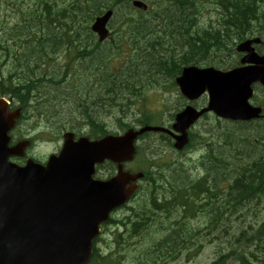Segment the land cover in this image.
<instances>
[{
	"label": "trees",
	"instance_id": "obj_1",
	"mask_svg": "<svg viewBox=\"0 0 264 264\" xmlns=\"http://www.w3.org/2000/svg\"><path fill=\"white\" fill-rule=\"evenodd\" d=\"M131 1L0 0V97L25 106L33 127L49 122L59 134L83 121L98 138L102 116L121 130L150 125L147 90L176 87L184 67L233 69L239 59L231 64L228 54L238 58L237 44L256 37L264 52V0H144L146 13ZM210 6L215 19L202 28ZM106 11L113 13V37L99 43L91 25ZM125 45L130 55L116 66ZM186 103L180 97L175 111ZM205 126L207 135L190 133L185 152L194 155H175L164 134L159 153L152 134L144 137L137 154L144 178L124 213L126 232L105 252L94 247L88 264L192 262L215 241L223 250L209 264H264V217L247 225L245 219L252 205L264 204V126Z\"/></svg>",
	"mask_w": 264,
	"mask_h": 264
},
{
	"label": "water",
	"instance_id": "obj_2",
	"mask_svg": "<svg viewBox=\"0 0 264 264\" xmlns=\"http://www.w3.org/2000/svg\"><path fill=\"white\" fill-rule=\"evenodd\" d=\"M133 4L147 9L141 1ZM112 14L99 17L92 26L101 42L109 36L107 25ZM239 51L256 58L246 62L263 67L226 73L190 67L177 79L181 92L190 101L197 100L206 90L209 93L208 108L198 111L188 106L177 115L174 130L180 136L164 128L145 127L95 142H74L68 133L62 152L51 157L46 167L32 161L19 167L9 161L12 156H23L29 142L13 149L8 147V132L19 112L10 113L0 100V264H87L99 225L132 196L137 189L133 183L143 177L124 172L123 163L133 159L134 142L145 132L167 133L176 140L175 148L182 150L189 142L187 129L206 111L232 120L258 118L261 109L249 103L250 85L255 81L264 85V57L260 58L246 44ZM106 160L118 164V175L107 182L94 181L95 166Z\"/></svg>",
	"mask_w": 264,
	"mask_h": 264
},
{
	"label": "rangeland",
	"instance_id": "obj_3",
	"mask_svg": "<svg viewBox=\"0 0 264 264\" xmlns=\"http://www.w3.org/2000/svg\"><path fill=\"white\" fill-rule=\"evenodd\" d=\"M211 7V8H210ZM209 8H207L206 10H203V16L201 17V22H199V24L202 26V28H205L208 26V21L214 20V13L212 12V6H210ZM120 28V27H119ZM118 28V29H119ZM209 28V27H207ZM117 29V32H119V30ZM127 54H123V57H126ZM235 61V59L233 60V62ZM232 63V61H231ZM208 67V66H207ZM148 92V95L146 97V103L147 107L151 108V110L153 111H164L165 113V122L167 121V119L169 118V114L174 113L175 108L177 107V104L179 103L178 101V97L179 94L177 90H154L151 89ZM259 95V94H258ZM176 100V101H175ZM162 102L164 103V105H162ZM261 102L264 105V98L261 97ZM168 123V122H166ZM202 125L200 129L202 130ZM155 138H157L158 136H154ZM56 148V144L49 142L48 140H42V141H38L35 149H34V155L39 156L41 158L46 157L50 152H52L53 150H55ZM248 150V149H247ZM132 169V168H131ZM253 210H250L248 212V214L246 215L245 219H246V225L248 223H254L259 217H264V204L259 205V206H255L252 205ZM247 211H244V213H246ZM235 226H239L240 224L244 227V225L241 223L240 220H235L234 222ZM231 237H229L230 239ZM217 241H215L213 244H207L204 249L202 250V252L198 255V257L192 261V262H180L178 264H209L210 262H212L216 256L218 255L220 250H223L222 247H220L219 245H217ZM224 246L227 245V243H223ZM103 246H101L102 248ZM219 247V248H218ZM172 264H176V263H172Z\"/></svg>",
	"mask_w": 264,
	"mask_h": 264
},
{
	"label": "flooded vegetation",
	"instance_id": "obj_4",
	"mask_svg": "<svg viewBox=\"0 0 264 264\" xmlns=\"http://www.w3.org/2000/svg\"><path fill=\"white\" fill-rule=\"evenodd\" d=\"M243 57L244 56H240V57H238V59H239V65H240V62H241V60L243 59ZM231 70V69H230ZM255 87H257V94H255L256 96H258V94L260 95V93H259V88H258V86H255ZM263 91H264V88H263ZM264 95V94H263ZM263 95H262V97H263ZM264 98V97H263ZM256 105H258V103H255ZM263 106V103L262 104H260V106H259V108H261L262 109V114H263V118H261V120H259V122L264 126V106ZM11 108V107H10ZM32 122H33V120L31 119V117H28V116H25V124L29 127V131L31 130V125H32ZM24 133H22L21 131H19L18 129H14L11 133H10V137H11V144H12V142L14 141V140H18L17 141V143L18 142H20V141H23V139H18L19 137H20V135L21 136H23L24 134H26V131L24 130L23 131ZM82 133H85V131H83ZM82 133H81V135L80 136H83L82 135ZM54 134H50L49 135V137L50 138H46L45 140H48L49 142H52V143H54V144H56V148H55V150H53L52 152H51V154H58V151H59V148L61 147V144L60 143H57L56 141H55V139L53 138L54 136H53ZM25 137V139L26 138H28L30 141L33 139L32 138V136L30 135V134H27V135H25L24 136ZM16 143V144H17ZM15 144H12L11 146H14ZM35 146L36 145V143H34L33 142V144L31 143V145L30 146ZM60 145V146H59ZM33 156H31L29 153H27L26 154V159H29V158H32ZM33 158H35V157H33ZM35 159H37V160H40V159H38V158H35ZM40 161H42V163L43 164H45L46 162L44 161V160H40Z\"/></svg>",
	"mask_w": 264,
	"mask_h": 264
},
{
	"label": "bare ground",
	"instance_id": "obj_5",
	"mask_svg": "<svg viewBox=\"0 0 264 264\" xmlns=\"http://www.w3.org/2000/svg\"><path fill=\"white\" fill-rule=\"evenodd\" d=\"M18 1V0H17ZM228 4V3H227ZM243 8V7H242ZM149 10V9H148ZM150 11V10H149ZM109 12H111V11H109ZM131 13V12H130ZM112 16H113V14H112ZM255 23V22H254ZM258 23V22H257ZM262 27V26H261ZM260 29V28H259ZM262 29V28H261ZM264 29V28H263ZM241 31V30H240ZM37 33V32H36ZM258 35V34H257ZM252 41H254V39H252V40H248V41H245V42H243V43H241V44H237V46L235 47L236 48V53L238 54V56L240 57V56H244L243 57V59L241 60V62H240V65L239 66H237V67H235V68H233V69H231V70H236V69H238L239 67H241L242 65H244V64H246L247 62V60H248V55H246L245 54V52H241V51H239V49H240V47L242 46V45H244V44H246V45H249V46H254V44H253V42ZM103 42H105V41H99V43H103ZM240 42H241V40H240ZM239 42V43H240ZM233 49V48H232ZM260 50V49H259ZM152 51V50H151ZM231 51V50H230ZM225 52V51H224ZM231 52H233V51H231ZM234 53V52H233ZM236 53H234V54H236ZM92 55V54H91ZM109 55V54H108ZM175 55V54H174ZM173 55V56H174ZM226 55V54H225ZM228 55H230V57H229V61L231 60L232 62H233V60L235 59L236 61H237V59L238 58H236L237 56H233V54L231 55V54H228ZM22 56V55H21ZM203 56V55H202ZM208 56V55H207ZM149 57V56H148ZM198 57V56H197ZM205 58V57H204ZM222 58L223 57H220L219 59H221L222 60ZM226 58V57H225ZM100 59H101V57H100ZM146 59V58H145ZM212 62V61H211ZM84 63V62H83ZM236 63V62H235ZM101 64V63H100ZM232 64V63H231ZM239 64V63H238ZM202 66V65H201ZM229 66V65H228ZM109 67V66H108ZM190 67H196V66H190ZM90 68V67H89ZM205 69H215V70H218V69H216L215 67H204ZM85 71V70H84ZM88 71V70H87ZM26 72V71H25ZM177 73V72H176ZM76 74V73H75ZM51 75V74H50ZM55 76V75H54ZM94 76V75H93ZM108 78V77H107ZM145 81V80H144ZM46 82V81H45ZM70 82V81H69ZM150 83V82H149ZM146 86V85H145ZM112 87V86H111ZM259 90V89H258ZM72 92V91H71ZM112 92V91H111ZM5 93V92H4ZM128 93V92H127ZM259 93H260V91H259ZM253 94L255 95V94H257V87H254V92H253ZM263 94H264V92H263ZM118 95V94H117ZM127 96V95H126ZM262 97V96H261ZM263 97H264V95H263ZM78 99V98H77ZM176 101V100H175ZM109 102V101H108ZM94 103V102H93ZM262 104V103H261ZM260 106V105H259ZM264 106V105H263ZM262 106V107H263ZM108 108V107H107ZM127 109V108H126ZM261 109V108H260ZM264 109V108H263ZM177 111V110H176ZM263 111H262V109H261V113H262ZM54 114V113H53ZM127 114V113H126ZM228 122V121H227ZM248 124V123H247ZM56 129V128H55ZM229 129V128H228ZM98 130V129H97ZM244 130V129H243ZM58 132V131H57ZM239 132V131H238ZM227 136V135H226ZM250 136V135H249ZM147 137V136H146ZM232 139V138H231ZM150 142V141H149ZM250 143V142H249ZM258 143V142H257ZM256 143V144H257ZM259 144V143H258ZM261 145V144H260ZM196 146V145H195ZM245 146V145H244ZM247 146V145H246ZM257 148V147H256ZM259 148H261V146L259 147ZM189 149V148H188ZM257 150H258V148H257ZM261 150V149H260ZM262 150H263V148H262ZM204 152V151H203ZM248 152V151H247ZM246 152V153H247ZM258 152V151H257ZM199 159V158H198ZM256 161V160H255ZM169 165V164H168ZM181 166V165H180ZM228 167V166H227ZM166 168V167H165ZM213 171V170H212ZM210 174V173H209ZM237 174V173H236ZM181 176V175H180ZM151 183V182H150ZM222 183V182H221ZM225 183V182H224ZM193 188V187H192ZM197 188V187H196ZM252 188V187H251ZM140 190V189H139ZM236 195V194H235ZM195 197V196H194ZM236 200V199H235ZM152 201V200H151ZM212 203V202H211ZM143 205V204H142ZM186 205V204H185ZM209 205V204H208ZM174 208V207H173ZM215 210V209H214ZM200 213V212H199ZM206 213V212H205ZM201 216V215H200ZM222 217H223V215H222ZM210 221V220H209ZM160 226V225H159ZM175 227H177V226H175ZM213 227V226H212ZM169 229V228H168ZM158 230V229H157ZM139 233V232H138ZM199 233V232H198ZM191 240V239H190ZM161 242V241H160ZM131 246V245H130ZM176 247V246H175ZM155 248V247H154ZM219 248V247H218ZM144 250V249H143ZM165 253V252H164ZM168 257V256H167ZM160 258V257H159ZM191 260V259H190Z\"/></svg>",
	"mask_w": 264,
	"mask_h": 264
}]
</instances>
